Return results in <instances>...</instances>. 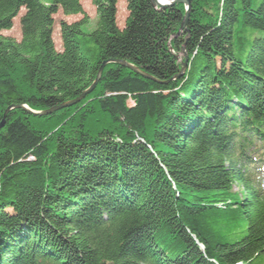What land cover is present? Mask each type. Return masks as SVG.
Listing matches in <instances>:
<instances>
[{"label": "trees", "instance_id": "obj_1", "mask_svg": "<svg viewBox=\"0 0 264 264\" xmlns=\"http://www.w3.org/2000/svg\"><path fill=\"white\" fill-rule=\"evenodd\" d=\"M116 1L0 0V121L151 77L7 112L0 264H264V0Z\"/></svg>", "mask_w": 264, "mask_h": 264}, {"label": "rangeland", "instance_id": "obj_2", "mask_svg": "<svg viewBox=\"0 0 264 264\" xmlns=\"http://www.w3.org/2000/svg\"><path fill=\"white\" fill-rule=\"evenodd\" d=\"M164 1H166V0H163V2ZM91 2H92V0H80L81 7L83 10V14H81V15L80 14L65 15L61 11H58L56 14H54L52 16L53 20H54L53 28H51L52 29V39H53L52 41L54 42V46L57 50H60V48H61L60 29H59L61 21H64V22L69 24V23H72L74 21H77V20L83 18V16H86L88 21H89L90 27L94 25V23L96 21V15H95L96 10H95V6ZM116 2H117L116 3L117 11L115 14H116L117 25L119 27H122V25H124V20L127 16V14H126L127 13L126 2L124 0H117ZM184 8H185V5H184ZM208 11L210 13H214L213 10H208ZM23 12H24V9L21 8L19 10L18 14L15 17H13L11 28L1 31V33L3 35H5L7 37L9 36V37L16 39V40H19V38H20V23H19L20 18L19 17H21ZM184 14H185V12H184ZM188 19H189V17H188ZM176 35H179L178 31H177ZM176 35H173L172 37H174ZM169 50H171V52L174 53V50L171 49L170 47H169ZM174 54L177 57L178 63L182 64V62H183L182 60L184 59V57L182 55L181 48H180L179 52L176 51ZM129 104H131V102H129ZM45 116H48V115H45ZM236 189H238V187L235 184V190Z\"/></svg>", "mask_w": 264, "mask_h": 264}, {"label": "water", "instance_id": "obj_3", "mask_svg": "<svg viewBox=\"0 0 264 264\" xmlns=\"http://www.w3.org/2000/svg\"><path fill=\"white\" fill-rule=\"evenodd\" d=\"M153 5L155 6H158L159 8H164L167 6H170L172 4H175V3H182L185 5V14L183 16V19L182 21L180 22V27H179V30H178V34L180 35L181 31L184 29L185 27V23H187L188 21V17H189V8H190V1L189 0H166L164 2H161L160 0H150ZM181 52H182V55L184 57V59L182 60V64L179 68V72H177V74L172 78V79H175V78H178L180 75L183 74V72L185 71L186 69V66H187V59H188V55L186 54V51L184 48L181 47ZM106 63H119L120 65L126 67V68H129L130 70L136 72V73H139L140 75H143L147 78H151L150 76L148 75H144V73H141L138 68H136L135 66L129 64V63H126L125 61L123 60H108V61H105L103 63H101L99 69H98V72H97V75H95V79L93 80V82L91 83V85L88 87V88H85L77 97L73 98L72 100H69V101H64L62 102L61 104L57 105V106H54V107H51L49 109H46V110H41V111H35V110H31L29 107H27L26 105H13L10 107H8L3 116L1 121H0V128H2L5 124V116L7 114V112L11 109V108H20L22 109L23 111H25L26 113L28 114H31L33 116H45V115H49V114H52L60 109H63V108H67V107H71L77 103H79V101L83 100L88 94H90L94 89L93 88H96V85L98 83V81L100 80V75L102 74V71L104 69V67L106 66ZM167 82V81H165Z\"/></svg>", "mask_w": 264, "mask_h": 264}, {"label": "bare ground", "instance_id": "obj_4", "mask_svg": "<svg viewBox=\"0 0 264 264\" xmlns=\"http://www.w3.org/2000/svg\"><path fill=\"white\" fill-rule=\"evenodd\" d=\"M160 1H162V2H163V0H160Z\"/></svg>", "mask_w": 264, "mask_h": 264}]
</instances>
